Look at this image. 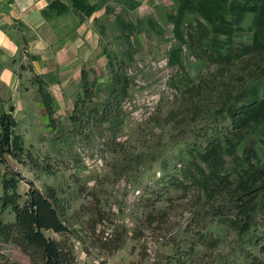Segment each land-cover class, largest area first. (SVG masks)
<instances>
[{
	"label": "rangeland",
	"instance_id": "374dc122",
	"mask_svg": "<svg viewBox=\"0 0 264 264\" xmlns=\"http://www.w3.org/2000/svg\"><path fill=\"white\" fill-rule=\"evenodd\" d=\"M109 4H116L113 12L101 10L97 21L91 19L94 39L87 46L94 65L85 63L93 65L97 74L99 87L93 99L98 104L105 100L110 75L104 51L128 77L127 94L118 107L121 122L115 128L96 125L84 133L71 123L69 113L56 116L50 126L42 122L37 108L38 118L32 122L22 111L17 131L24 139V151L20 159L8 155L6 164H0V195L3 177L10 176L11 170L22 176L16 189L20 203L28 180L42 191L53 187L69 228L47 234L72 247L76 264H169L168 256L187 250L200 234L204 244H196V256L185 264H249V252L262 256L259 244L264 239L250 243L253 230L239 238L212 216L203 217L197 209L196 190L185 193L167 184L168 173L190 158L189 150L204 142L214 126L223 124L206 120L187 106L194 97L189 86L207 77L213 65L187 50L184 70L168 63L175 39L166 13L174 11L175 0H140L136 8L120 11L137 23L131 43L114 21L119 4L115 0ZM251 16L250 12L245 15V27ZM234 38L249 41L251 36L245 30ZM17 68L21 87L34 84L33 72ZM51 75L55 80V73ZM70 84L65 90L56 87L55 92L62 90L73 105L83 89L79 81L70 80ZM226 158L225 167L231 170L234 164ZM1 217L12 220L14 215L6 208ZM262 230L258 224L259 236ZM0 264H27V257L11 243H0Z\"/></svg>",
	"mask_w": 264,
	"mask_h": 264
},
{
	"label": "trees",
	"instance_id": "16d2710c",
	"mask_svg": "<svg viewBox=\"0 0 264 264\" xmlns=\"http://www.w3.org/2000/svg\"><path fill=\"white\" fill-rule=\"evenodd\" d=\"M115 2L120 10L114 14V21L131 43L129 37L137 23L123 17L120 11L136 8L140 0ZM114 5H110L109 0H51L41 11L49 19L72 9L81 22L98 9L113 12ZM249 12L252 13L251 23L245 27L242 22ZM166 18L172 24L175 39L168 50V63L184 70L187 50L196 59L213 65L207 77L189 86L188 90L194 95L187 100L189 111L217 124L223 122L212 128L204 142L189 150L190 158L176 167L175 172L168 173L167 184L185 193L196 190L197 209L202 210L203 217L212 216L239 238L253 230L250 243L258 244L260 238L264 239V0H175L174 11L167 12ZM98 19V16L93 17L94 21ZM147 21L161 31L155 20L148 18ZM245 30L251 36L249 41L234 38ZM22 52L28 63L21 67L33 72L32 82L44 104L48 124L53 126L54 96L47 84V77L53 80V76L35 73L31 61L38 58V54L29 52L25 46ZM104 53L110 75L102 103L93 99L99 87L94 66L84 62L80 69L83 93L74 99L68 114L79 132H90L94 126L104 123L115 128L121 122L118 107L127 94L128 77L115 65L110 52ZM90 73L93 74L91 79ZM17 125L14 114L0 105V164H6L8 155L20 159L24 151V139ZM227 156L234 164L231 170L225 167ZM165 168L163 165L162 169ZM11 171L12 174L2 180L0 243H11L18 248L27 257V264H76L72 247L47 234L49 231L62 233L69 228L56 191L53 187L42 191L28 180L26 196L20 203L16 189L22 176L16 170ZM6 208L14 215L12 220L1 217ZM258 224L263 225L260 236ZM200 236L187 250L168 256L166 261L185 264L188 258L194 259L196 244H204ZM259 249L263 253L261 257L249 252V264H264V242L259 244Z\"/></svg>",
	"mask_w": 264,
	"mask_h": 264
},
{
	"label": "crops",
	"instance_id": "0c3cea01",
	"mask_svg": "<svg viewBox=\"0 0 264 264\" xmlns=\"http://www.w3.org/2000/svg\"><path fill=\"white\" fill-rule=\"evenodd\" d=\"M50 1L0 0V105L9 111L12 108L11 112L17 120L23 111L29 115L27 121H34L38 118L34 111L37 108L42 122L48 123L36 84L21 87L19 83L17 67L30 71L21 67L28 63L22 52L24 46L39 56L31 61L36 73H55V80L47 79V84L54 96L57 117L61 113H69L72 104L70 98L64 97L62 90L58 94L55 88L59 86V89H68L71 86L70 80L78 83L84 62L94 65L87 46L94 39L90 22L103 9L94 11L81 22H78V15L72 9L47 19L41 10ZM96 51L100 52V49ZM32 115L37 116L34 118Z\"/></svg>",
	"mask_w": 264,
	"mask_h": 264
},
{
	"label": "water",
	"instance_id": "95a60500",
	"mask_svg": "<svg viewBox=\"0 0 264 264\" xmlns=\"http://www.w3.org/2000/svg\"><path fill=\"white\" fill-rule=\"evenodd\" d=\"M10 111H12V108H10Z\"/></svg>",
	"mask_w": 264,
	"mask_h": 264
}]
</instances>
